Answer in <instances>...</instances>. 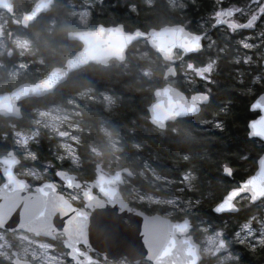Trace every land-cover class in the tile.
Here are the masks:
<instances>
[{
	"label": "clouds",
	"instance_id": "1",
	"mask_svg": "<svg viewBox=\"0 0 264 264\" xmlns=\"http://www.w3.org/2000/svg\"><path fill=\"white\" fill-rule=\"evenodd\" d=\"M99 2V0H97ZM147 6H153L156 0H142ZM168 5V10L174 13L179 19H183L185 9L188 8V3H195V0H165ZM249 4L257 5L250 12L247 7L230 6L228 8L218 10L212 14L214 18L213 27L216 24L225 23L228 26L229 32H235L240 28L254 29L261 15H264V0H249ZM128 9L132 13H137L138 8L135 3L128 5ZM236 13H242L247 16L243 22L234 19ZM75 15V14H73ZM84 21L91 16L90 9L86 8L80 14ZM109 18L114 19V15L109 13ZM188 21L166 22L162 23L159 28H151L148 33H142L139 28H135L133 32H125L126 35L136 34L149 36L156 31H174L180 32L188 37L192 42L189 46H176L179 51H173L170 54L163 55L157 64L156 54L159 49L155 48L154 44H150V50L137 51L132 54V57L127 53H122L119 56H103L97 60L96 65L98 71L102 73L109 72L112 69H119L116 72L117 80L103 90H97V86L90 80H86L73 88L71 97L67 98L66 102H58L51 104L48 107H34L32 112L35 114L31 119L33 128L26 133L22 141H17L23 146V154L17 155L15 150L9 149L6 152L0 151V194L5 198L9 195H14L18 199H26V196H21L24 192L27 195H32L30 189H38L41 186H47L49 191L46 195L44 205L38 210L26 214L21 218L15 229L6 228L8 218H0V264H66L65 255L70 257L73 264H102L100 261H94L87 252H79L77 245L83 242L88 244V238L91 233L92 218L97 209H103L107 204H118L119 210L127 209L129 212H137L141 216H151L166 221L169 224L184 225V243L178 246H187L191 250V264H201V261H210V264H242L239 251H233L231 241L225 240L222 237V230L217 229L215 232L209 233L207 229H203L204 235L199 241L193 239L191 235V222L187 215L182 216L179 220H175L174 211L178 210L181 213L185 210H190L194 205L201 203L200 198L192 200H184V207L181 208L176 201L180 197L165 198L155 195H139L129 197L130 200L139 202H147L149 206L156 205L157 207L150 213L145 214L142 210L131 206L124 198L121 197L117 190V196L111 200H83L77 190L81 189L80 171L87 164H94L95 169L99 170L104 163L103 158L108 159L110 172L106 174L114 175L118 179L123 180L121 173L125 172L128 175L133 173L128 168H112V165L117 164L124 149L120 142V132L115 126H108L101 123L103 116L116 115L120 112L124 104V92L132 94H140L142 99L146 100L143 106V111L140 113L143 119L152 124L160 135H165L168 132V124L156 120L151 114V102L155 99L156 93L162 89L155 87L153 81L160 79L163 81V88H167L172 94H182L177 83V77L183 75L185 80L189 81L193 86L196 85L198 79L206 80L212 83V74L217 70L219 57L209 58L202 65H197L193 60L184 61L183 57L190 53L201 52L205 48V44L201 43L203 33L196 35L190 32L187 28ZM110 27L112 25H109ZM115 28L124 31L125 23H115ZM62 31L71 38L73 32L67 28ZM256 37H264V25L256 31ZM210 43L207 47L211 48L214 41L208 38ZM250 37H245L243 40H238V43L245 49L261 50L256 52V57L261 64H264V39H258L257 43L249 42ZM41 49L38 46L36 39L20 36H9L6 39H0V57L17 56V57H36L43 59L38 55ZM222 51V50H221ZM243 59L247 65L249 63L255 65L257 60H254L251 54L243 57H235L236 63ZM176 61H181L179 68L176 66ZM31 62V61H30ZM3 66V61H0V67ZM27 65L21 64L14 70H9L7 78L0 77V94L13 95L26 80L24 71ZM264 71V69H262ZM237 81L243 83V73L237 69ZM260 82V74L252 76V83ZM118 84L121 90H117L115 85ZM251 92V88L247 89ZM148 93V96L144 94ZM42 93L39 90L32 91L30 95L39 96ZM195 97L201 101H207L209 95L207 92H196ZM83 102L81 106L80 102ZM192 111L196 109H191ZM189 111L188 109L185 112ZM223 111V110H222ZM23 117L21 108L17 105L11 107L0 108V119L7 120L9 126L13 129L14 137L20 133L15 131V125L12 120H18ZM86 117L96 118V131H98L106 141V150H101L100 147L89 142L86 149V156L81 157L77 151V145L82 146V137L79 133L87 132L88 128L82 127L86 123ZM135 122V121H133ZM71 130H75L77 134L73 135ZM131 131V129H130ZM171 131L176 133L178 129L172 128ZM46 135L49 140L57 139L53 145V155L56 161H69V166L64 169H57L56 175L59 180L53 181L49 178L48 169L52 167V161H45L46 166L41 170L35 166L20 167L23 159H38L37 153L30 151L27 148L29 142L39 143V137ZM251 136L252 133L250 132ZM0 136L6 137L7 132L0 133ZM67 138V139H64ZM195 138V134H191L189 139ZM74 141L71 144L68 141ZM131 147L139 149L141 145L132 142ZM59 149V151H56ZM188 154L183 156L184 161H189ZM209 159H211L209 157ZM11 161V166L9 165ZM11 168V176L8 175ZM219 168L222 174H231V167L226 160L219 162ZM143 175V173H141ZM155 175V174H154ZM156 179H162L157 176ZM180 182L187 188L189 192H199L198 184L200 174L194 166L189 164L180 171ZM38 181L39 184H34ZM219 182V181H218ZM63 183L66 191L61 192L59 185ZM85 184L93 183L84 181ZM55 186V187H54ZM232 191V190H231ZM207 196H211L209 191ZM257 197L251 196L250 202ZM192 200L190 204L189 201ZM237 204L232 203L231 209L238 210ZM223 206L216 204L212 207V211L220 212ZM171 209V210H169ZM73 220L74 227H70L66 221V217ZM10 218V217H9ZM62 218L65 220L63 228L58 227L57 220ZM253 221L259 226L260 236L256 238L255 244L248 245L249 251H255L257 247H264V219H258L255 215L250 216L242 227L251 235L255 229L251 228ZM239 236V232L236 233ZM51 241H58L63 248L67 249L66 253L57 250V244ZM239 243L243 244L241 239ZM55 253V254H54ZM83 256V260L80 257ZM105 264H112L111 261H106ZM135 264V262H133Z\"/></svg>",
	"mask_w": 264,
	"mask_h": 264
},
{
	"label": "trees",
	"instance_id": "2",
	"mask_svg": "<svg viewBox=\"0 0 264 264\" xmlns=\"http://www.w3.org/2000/svg\"><path fill=\"white\" fill-rule=\"evenodd\" d=\"M81 2L85 3L86 0H68L67 3L58 1L49 12L40 15L27 28L20 26L14 28L16 34L36 39L41 49L38 55L43 57L42 61L36 57L19 58L27 65V70L24 72L26 80H37L53 67L62 65L81 47L80 43L67 39V35L62 31L64 28L75 30L93 28L99 23L124 22L127 30L135 28L148 30L169 21L183 23L184 20H187V27L191 31L201 32L205 29L201 25V20H206L210 13L209 10L215 7L210 0H195V3H188L184 18L179 19L174 13L169 12L165 0H156L153 6L145 5L142 0H103L102 2L95 0L94 6L85 4L90 6L92 11L88 22L83 24L77 16L73 15L75 7L82 4ZM131 3L137 5V13H132L128 9V5ZM109 13L114 15V19L109 18ZM209 24L207 23L206 26ZM222 39L223 35L220 37V40ZM146 49L150 50L147 43L139 42L131 46L128 54L132 57L133 53ZM205 53L204 48L202 52L187 57L185 60L190 59L197 65H202L207 60ZM156 58L158 64L161 57L156 54ZM18 63L13 56L11 58L4 56L3 66L0 67V77L6 79L8 71ZM177 68H179V63ZM228 70L227 65H222L220 78L214 80L216 88L214 92L211 89L207 91L210 94V101L202 107L201 113L197 117L170 123L165 135H160L155 127L140 115L146 103L140 94L124 92V104L120 112L116 115L106 114L100 120L101 123L108 126H115L120 132V142L124 150L119 153L120 161L112 165V168L126 167L134 172L135 175L129 179L128 184L121 187L122 194L130 204L145 211L149 207H157L156 205L149 206L147 202L137 203L130 200L129 197L134 190L144 192L140 195L150 193L165 198L180 197L182 200H188L189 197L192 200L200 198L199 205H194L191 210L183 213L178 211L173 218L180 219L187 215L196 219H205L206 225L211 222L215 223L217 227L220 224H225L222 223L224 219L214 215L211 210L226 195L227 188L231 184V180L221 173L219 162L226 160L231 168L236 169L237 177L242 178L244 174L246 175L255 168L257 159L264 153V143L248 136V123L256 116L249 111L250 100L236 93L241 91V85L234 82L233 75ZM118 71L119 69H112L102 73L98 71L97 65H90L72 74L65 83L56 89L53 93L54 96L32 99V101H36L35 107L43 106L42 104H46L48 107L58 102H66L67 98L71 97L73 88L86 80L92 81L96 84L97 89L103 90L117 80L116 72ZM177 83L179 88L187 94L197 90L206 91L199 86H196L198 88L192 86L183 75L178 74ZM153 84L155 87H160L163 85V81L156 79ZM115 87L117 90H121L118 84ZM144 95L148 96L149 94L145 93ZM80 104L83 106L82 101ZM31 109L32 107L29 105L23 107L26 116L30 115ZM86 121L82 127L88 128V131L79 133L82 137V146L77 145L78 154L82 158L86 156L89 142L100 147L101 150H106L104 137L95 130L97 127L96 118L86 117ZM204 121H209V125H204ZM172 128H176L178 131L173 133ZM193 133L195 138L189 139ZM6 137L10 138L9 132ZM38 139L39 143L31 142L32 147L38 152V158H55L53 145L58 138L49 140L44 135ZM9 141L10 139L2 141L5 143L0 142V151L1 147H7L6 143ZM132 142L139 143L141 147L139 149L132 148ZM185 154L189 155V161L183 160ZM243 158L247 161L241 160ZM103 159L104 167L109 169L108 159L106 157ZM66 161H56V166L66 167ZM189 164L194 166L200 174L199 192H189L179 180L180 171ZM155 173L159 174L162 179H156ZM209 191L213 192L211 196L206 195ZM192 200L190 201L192 202ZM194 232L197 239L200 234L197 229ZM262 259V252L252 253L246 256L242 264H260Z\"/></svg>",
	"mask_w": 264,
	"mask_h": 264
},
{
	"label": "water",
	"instance_id": "3",
	"mask_svg": "<svg viewBox=\"0 0 264 264\" xmlns=\"http://www.w3.org/2000/svg\"><path fill=\"white\" fill-rule=\"evenodd\" d=\"M55 1L37 0L31 10L23 15L19 24L27 28L41 14L51 10ZM7 8H10V12L13 13V6L10 0H0V9L6 10ZM109 25L112 26L110 27ZM114 25L99 23L93 28L71 30L73 36L71 38L67 36V39L80 43L81 48L68 57L62 65L53 67L38 80L24 81L23 86L13 95L0 94V108L11 107L14 104L21 108L19 103L23 100L41 98L52 94L75 72L90 65H96L97 60L103 56L115 57L122 53L128 54L130 47L141 41H145L149 47L150 44H154L155 48L159 49L157 54L161 58L162 54L167 55L173 51L178 52L179 49L176 46H189L192 42L182 33L174 31H156L149 36L140 34H136L135 36L126 35L125 32L131 33L134 29L127 30L125 28L124 31H121L115 28ZM139 29L142 33L149 32V29ZM188 30L196 35L203 33L201 43H204L207 32L197 33L191 31L189 28ZM197 53H190L183 58ZM175 63L177 66L178 61ZM159 88L162 90L156 93L155 99L151 102V114L154 119L166 122L167 124L198 116L202 110V106L208 104L210 101L208 92L209 99L207 101L194 99L196 92L206 91L197 90L187 94L181 90L182 94L174 95L167 88H163L162 86ZM35 90H39L42 94L39 96L30 95ZM186 109L189 111L185 112ZM191 109L196 110L192 111ZM251 110L260 111V115L249 121L248 136L264 143V97L256 99L251 106ZM250 132L252 133L251 136L249 135ZM11 163L9 161L10 166ZM129 171L132 172L130 169ZM106 172L108 171L102 166L99 170L96 169L97 176L90 185L97 187L99 190L105 189L102 192L104 200L114 199L117 196V190L121 197L124 198L120 191V186L125 182V175L128 178H132L134 173L132 172V175H128V173L122 172L121 177L123 180H120L114 175L106 174ZM11 174L10 168L8 175L11 176ZM89 189L84 191L83 199L88 201L97 199L98 197L91 194L92 187ZM231 190L228 192L229 195L220 201H223L222 210L214 213L236 212L237 210L231 209V204L235 203V200L239 196L246 193L250 194V197H257L252 201L253 203L258 202L264 197V153L257 159V168L253 174L242 181L239 187ZM48 191L47 186H41L38 189H34L32 195L21 192L20 195L26 196V199H18L14 195H9L5 198L0 194V218H8L6 228L15 229L22 217L33 211H38L44 205ZM117 206L119 205L109 203L105 205V210L97 209L93 215L91 233L87 244L93 250L100 253L107 251L115 257L128 256L134 261L147 259L154 264H191L189 257L192 253L190 248L178 246V242L179 245L184 243V225L179 223L169 224L158 218L147 215L141 216L137 212H129L127 209L120 211ZM105 215L110 219L102 220V217ZM125 218L129 222H126ZM66 221L70 227H74L71 214H69V217H66ZM64 224L65 220L58 218V227L63 228ZM81 244L84 243L80 242L77 245L78 254L82 252L80 250Z\"/></svg>",
	"mask_w": 264,
	"mask_h": 264
},
{
	"label": "flooded vegetation",
	"instance_id": "4",
	"mask_svg": "<svg viewBox=\"0 0 264 264\" xmlns=\"http://www.w3.org/2000/svg\"><path fill=\"white\" fill-rule=\"evenodd\" d=\"M10 1H11L10 3L13 6V9H12L13 13L10 12V8H7L6 10L0 9V18H3L4 21L6 22L4 29L9 31L11 34L15 35L14 34L15 29L14 28L16 26H20V24L18 22L21 21L23 15L26 12L31 10L32 6L35 4V2L37 0H10ZM58 1H61L63 3L68 2V0H56L54 2V4ZM210 1H211L212 5H214L215 7L213 9L209 10V12H213V10L216 11L219 8V7L216 8L217 5L222 7V9L228 8V7L233 6V5L239 6L242 9L247 7L249 12L254 7L257 6V5L249 4V0H219V2L217 0H210ZM54 4H53V6H54ZM43 14H45V13H43ZM233 18L243 22L244 20L247 19V16L245 14H242V13H236ZM213 23H214V21H212L209 24L208 28L205 27L204 31H206L208 34L207 41L209 40L208 39L209 37L211 39L215 40V50L212 53L215 55V57H219L218 64H217V70L215 71V73L218 72V66H220V65H227L229 67L228 71H230L231 74L233 75L234 82L236 84L241 85V91H237L236 93L243 95L244 97H247L250 100L248 108H249V111L251 113H253L254 115L256 114V116L254 117V118H256L258 115H260V111L251 110V106L256 99L264 97V71H262V69H264V64H261L259 59L256 57V52L260 51L261 49L260 48H257L255 50L245 49L238 43V40H243V39H245V37H250L249 42L257 43L258 39H264V37H260V38L256 37V31L258 29H260L262 27V25H264V15H261L260 19L257 21L256 28H254V29L240 28L235 32H229L228 26L225 23H221V24L216 25L214 27H213ZM151 28H154V27H151ZM221 35H223L222 40H220ZM254 38H256L257 40H254ZM251 39H253V40H251ZM248 54H251L253 59L257 60V63L255 65H253L251 63L246 65L242 58L240 59L239 63H236L234 61L235 57H243V56L248 55ZM223 55H224V57H223ZM13 57L16 61H18L20 58V57H17L15 55H13ZM0 60L3 61V63H4V57H0ZM19 66H20V64H17L15 67L12 66L11 70H14ZM237 69H239L243 73V77H242L243 83H239L236 79V77L238 75ZM26 70L27 69H25V71ZM258 73L260 74V82L259 83H252V76L256 75ZM25 81H28V80H25ZM249 88H251V92L247 91V89H249ZM97 90L99 91V89H97ZM53 93L46 95V96H54L55 94H53ZM46 96L41 97V98H28L26 100H23L22 102L19 103L21 106L22 112H23L24 106L29 105L30 107H32V109L35 107L34 103L36 101H32V99H44ZM40 101L43 102L45 100H40ZM42 105L43 106H40V107H47L46 104H42ZM32 109L30 110L29 116H26V113L23 112V117L21 119L12 120V124L15 125V131L16 132L17 131L24 132L27 130H31L33 128L31 121H29L35 115L32 112ZM203 123H204V125H209L210 122L204 121ZM24 127H27V128H24ZM3 132H9L10 138L0 136V142H2L4 140H8V139H10V141H9V143H6V144H8L6 148L1 147L2 148L1 151L6 152L9 149H12V150L16 151L17 155H22L23 154L22 146L17 143V141H19V138L17 136L14 137L13 129L9 126L8 121L0 119V133H3ZM11 133H12V136H11ZM2 143H5V142H2ZM29 150L36 152L37 156H38V152L34 149V147H32L31 142H30V149ZM49 160L52 161V165H53L52 167H50L48 169L49 178L53 181H56V180L58 181L59 178L56 175V170L67 168L69 166V161H66L67 162L66 167H57L55 158H47V159L38 158L36 160L23 159L21 161L20 167L35 166V167L43 170V168L46 166L45 161H49ZM241 160L247 161V159H245V158H243ZM256 168H257V161H256L255 168L252 169L253 172L256 170ZM231 169H232V171H231L230 175L225 174V176H227L228 179L231 180V184L227 188V192L229 190H231L232 188L239 187V185L242 181H244L251 174H253V172L251 173L252 170H250L246 175L245 174L243 175L244 177L238 178L237 175L235 174L236 169H234V168H231ZM80 171L82 172V176L80 177L82 180V184H81L82 190H77V191H78V194L81 196V198L83 199L84 191L90 190L89 188L92 187V189H91L92 193L91 194H94L96 197L104 200L102 192L105 189L99 190L97 187H94L90 184L83 183L84 181H91L92 182L95 180V178L97 176L95 165L94 164L85 165L83 168L80 169ZM240 176H241V173H240ZM34 184H39V182L36 181V182H34ZM59 190L61 192H63V191H66L67 189H65V187L63 186V183H61L59 185ZM30 191L34 192V189H30ZM249 198H250V194L246 193V194L239 196L235 200V203L238 201V204H237L238 210L236 212L214 213V211H212V213L214 215L220 216L222 219H224V221L222 223H225V224L224 225L220 224L219 227H217L216 224L213 222H211L208 225H205V222H206L205 219H198V222L195 223L196 218L188 216L190 218V221H191L192 226H193L191 231H192V233H194L196 224H198L200 226L208 227L213 232H215L217 229H220L223 232L224 238L231 241V247H232L233 251H239L241 253L240 259H241L242 263H243V261L247 255L252 254V253L262 252L263 253V259L260 262V264H264V247H257L255 251H249L248 245L255 244L256 241L253 240L250 242L246 238L241 236L242 225L248 220V218L250 216L255 215L258 219H264V197L255 203H252V201L250 202ZM117 208L119 209V206H117ZM154 209H155V207H149L147 209V211H145V210H143V211L146 213H150ZM101 210H105V207ZM176 220H179V219H176ZM251 227H253V228L255 227L258 230V232L253 236V238H257L258 236L261 235V233L259 231V226L256 224L255 221H253ZM237 232H239V236L236 235ZM241 239L244 240L243 244L239 243V241ZM51 242L57 244V249L61 250L62 252L66 253L68 251L67 249L63 248V245H61L58 241H51ZM80 249L82 252H87L88 255L90 257H92L94 261H100V262H102V264H105L106 261H111L112 264H133V262H135V264H154L152 261L147 260V259H141L139 261H134L131 258H129L128 256L115 257L114 255L109 254L107 251L100 253L99 251L93 250L90 246L84 245V244H82L80 246ZM64 259L66 261V264H73L72 260L70 258H68L66 255L64 256ZM80 259L83 260V256H81ZM89 264H91V263H89ZM201 264H210V261L204 260V261H202Z\"/></svg>",
	"mask_w": 264,
	"mask_h": 264
},
{
	"label": "rangeland",
	"instance_id": "5",
	"mask_svg": "<svg viewBox=\"0 0 264 264\" xmlns=\"http://www.w3.org/2000/svg\"><path fill=\"white\" fill-rule=\"evenodd\" d=\"M100 2H102L103 0H99ZM218 2H219V0H217ZM71 2V1H70ZM82 3V2H81ZM85 4H89L90 6H94L95 5V0H86V2L85 3H82V4H78V6H76L75 7V9H74V11H73V14H75V16H77V18L83 23V24H86L87 22H88V20H89V18L87 19V21H84L83 20V18L81 17V13H83L84 12V10L86 9V8H88V9H90V11H92V9H91V7L90 6H86ZM79 6H81V7H79ZM219 7V8H218ZM216 8H218L216 11H218V10H222V7H220L219 5H217L216 6ZM215 10H213V12H210L209 14H208V17H207V19L206 20H201L202 22V26L203 27H206V28H208L209 26H206L207 25V23H211L212 21H214V18H213V16H212V14L213 13H215L216 12ZM6 25V22L4 21V19L3 18H0V39H6L7 37H9V36H20V35H18V34H16V33H14L15 35H13V34H11L9 31H6L5 29H4V26ZM20 37H25V36H20ZM251 40H253V39H251ZM254 40H257L256 38H254ZM211 41H214L215 42V40H213V39H211ZM208 43H210V41L208 40V42H207V44ZM207 44H206V46H205V58L206 59H209V58H214L215 57V55L212 53V52H214V50H215V43H214V45H213V47H211V48H209V47H207ZM223 57H224V55H223ZM22 58V57H21ZM1 61V60H0ZM184 61H187V60H184ZM180 63H181V61L179 62V65H180ZM20 65L21 64H25L24 62H22V61H20V63H19ZM26 65V64H25ZM224 66V65H223ZM27 69V68H26ZM221 72H222V65H220V66H218V72L217 73H213L212 74V77H211V79H212V83H209L208 81H206V80H202V79H198L197 80V83H196V85L194 86L195 88H198V87H196V86H199V87H201V88H204L206 91H208L209 89H211L212 90V92H214V90H215V88H216V84H215V82H214V80H218L219 78H220V74H221ZM190 83V82H189ZM212 85V86H211ZM193 86V85H192ZM30 130H27V131H24V132H22V131H17V132H19L20 133V135L19 136H17L18 138H19V141H22L24 138H25V135H26V133L27 132H29ZM72 131V134L73 135H75L76 134V132H75V130H71ZM58 139H61V138H58ZM64 139H67V138H64ZM69 143H71V144H75V142L74 141H71V140H69L68 141ZM22 146V145H21ZM77 147V146H76ZM27 148H28V150L30 149V142L28 143V145H27ZM22 149H23V146H22ZM58 151H59V149H58ZM155 175L156 176H159V177H161L159 174H157V173H155ZM164 180H166L165 178H164ZM155 181V180H154ZM129 182V181H128ZM132 195L131 196H134V195H136L137 193L140 195L141 193H144V192H142L141 190H138V191H136V190H134V191H132ZM212 194H213V192H211ZM142 195H145V196H147V195H153V194H150V193H145V194H142ZM130 196V197H131ZM156 196V195H155ZM169 198H171V197H169ZM132 201H135V200H132ZM183 201L184 200H182V199H180L179 201H176V203L177 204H179V206L181 207V208H183L184 207V204H183ZM189 203L191 204L192 202L191 201H189ZM193 208V206L190 208V210ZM169 210H171V209H169ZM186 211H188V210H185V212ZM180 212V211H179ZM175 213H178V210H175L174 211V214ZM110 219L109 217H107L106 215L104 216V217H102V220H106V219ZM107 219V220H108ZM125 221L126 222H129V220L127 219V218H125ZM196 222H198V219H196L195 220V223ZM206 225V224H205ZM196 227H197V225H196ZM252 229H255V231L254 232H252V234L251 235H249L248 234V231L249 230H246V229H244L243 227H242V229H241V231H242V233H241V236L242 237H244V238H246L248 241H253V240H255L256 241V238H253V236L258 232V230L254 227H251ZM203 229H207L208 230V232L209 233H212L213 231H211L208 227H205V226H200V225H198V230L200 231L199 232V234H200V239L202 238V236L204 235V233H203ZM222 237H223V239H225V240H227L226 238H224V236H223V232H222ZM253 238V239H252ZM59 252H62L61 250H59V249H57ZM55 254V253H54ZM64 258V257H63Z\"/></svg>",
	"mask_w": 264,
	"mask_h": 264
},
{
	"label": "snow or ice",
	"instance_id": "6",
	"mask_svg": "<svg viewBox=\"0 0 264 264\" xmlns=\"http://www.w3.org/2000/svg\"><path fill=\"white\" fill-rule=\"evenodd\" d=\"M194 99H197L196 97H194ZM231 191V190H230ZM229 195V193H227L226 194V196L224 197V198H226L227 196ZM217 204H220V205H222L223 206V201L222 202H220V203H217ZM102 226H104V225H102Z\"/></svg>",
	"mask_w": 264,
	"mask_h": 264
}]
</instances>
